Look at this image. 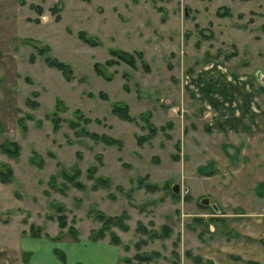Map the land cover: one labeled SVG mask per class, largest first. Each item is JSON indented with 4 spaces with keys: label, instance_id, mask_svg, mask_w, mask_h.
Masks as SVG:
<instances>
[{
    "label": "rangeland",
    "instance_id": "1",
    "mask_svg": "<svg viewBox=\"0 0 264 264\" xmlns=\"http://www.w3.org/2000/svg\"><path fill=\"white\" fill-rule=\"evenodd\" d=\"M263 222L264 0H0L1 263L222 264Z\"/></svg>",
    "mask_w": 264,
    "mask_h": 264
},
{
    "label": "crops",
    "instance_id": "2",
    "mask_svg": "<svg viewBox=\"0 0 264 264\" xmlns=\"http://www.w3.org/2000/svg\"><path fill=\"white\" fill-rule=\"evenodd\" d=\"M219 85L223 86L224 89L226 88V94L222 93L224 89L218 88ZM215 86L218 87L215 88ZM215 86L213 87L212 84L205 87L201 86L202 89L200 90L203 91V97H202L203 106H205V108H209L211 111L216 110L215 112L217 113V116H220L218 118L216 117V115L213 116V119H215L213 124L214 128L211 127V130L213 132H218L221 134L224 133L235 134V132H237L239 129L241 130V126L243 128H247L246 125H248L250 121L249 119L250 117L248 114L243 118L242 115L240 117L236 115L231 117L230 114L228 113L229 109H231L232 107L243 106L245 107V109L249 108V105H251L253 101L251 102V100H249L248 98L249 96H247L246 89L245 88L240 89L241 87L239 86L237 87V85L233 86L231 82L224 83L223 81L222 82L216 81ZM224 95H226L225 98L221 97ZM224 109H226L228 115L225 116V118H222L221 115L222 113L225 112ZM237 119H241L240 127L234 126V123ZM235 234L236 236L233 238L231 243L225 244L224 250L222 249L220 250L218 247H210L212 248L211 251L213 253L216 251L222 253V255H224L225 253H232L239 256L236 260L224 258L222 264H247L248 260H254L255 261L254 264H264V250L261 248L259 242H257L254 232L246 233L243 231L241 232L237 231V233ZM27 248L28 246L22 247L23 250H27ZM261 249L263 253L262 252L257 253ZM1 262L2 261L0 258V264H3ZM4 262L7 263L5 259Z\"/></svg>",
    "mask_w": 264,
    "mask_h": 264
},
{
    "label": "trees",
    "instance_id": "3",
    "mask_svg": "<svg viewBox=\"0 0 264 264\" xmlns=\"http://www.w3.org/2000/svg\"><path fill=\"white\" fill-rule=\"evenodd\" d=\"M111 52H114V50H111ZM120 58H122L123 60H127V61L129 60L128 62H130L131 64H133L132 61H131V58L125 56V52L124 53L122 52L120 54ZM48 63L51 64V65H53V66H55V67H57V68H59L60 70H63L64 71L63 64L61 62L49 60ZM116 105H118V104H116ZM116 105L114 106V108L116 107ZM116 108H118V107H116ZM118 114H120L124 118H129V115L127 113V109H126V107L124 105L121 107L120 113H118ZM57 252L59 253V256L61 258H63V254L61 252H59V251H57Z\"/></svg>",
    "mask_w": 264,
    "mask_h": 264
}]
</instances>
